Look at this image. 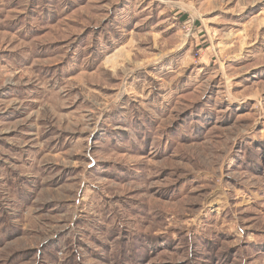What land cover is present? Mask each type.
I'll list each match as a JSON object with an SVG mask.
<instances>
[{"label": "rangeland", "instance_id": "rangeland-1", "mask_svg": "<svg viewBox=\"0 0 264 264\" xmlns=\"http://www.w3.org/2000/svg\"><path fill=\"white\" fill-rule=\"evenodd\" d=\"M0 264H264V0H0Z\"/></svg>", "mask_w": 264, "mask_h": 264}]
</instances>
